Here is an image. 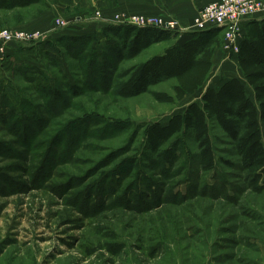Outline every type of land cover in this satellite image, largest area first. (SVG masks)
Here are the masks:
<instances>
[{
	"label": "rangeland",
	"instance_id": "obj_1",
	"mask_svg": "<svg viewBox=\"0 0 264 264\" xmlns=\"http://www.w3.org/2000/svg\"><path fill=\"white\" fill-rule=\"evenodd\" d=\"M27 1L0 2V31H38L40 43L17 46L45 51L35 64L0 66L9 101L0 110V264H264V173L244 170L218 131L209 173L188 135L161 148L175 150L170 164L146 143L150 125H166L206 89L233 78L245 85L222 34L206 35L220 45L194 94L172 105L148 93L121 98L123 73L185 43L179 32L153 26L169 39L129 60L125 26L108 15L104 29L93 25L109 0ZM174 84L150 91L172 95Z\"/></svg>",
	"mask_w": 264,
	"mask_h": 264
},
{
	"label": "trees",
	"instance_id": "obj_2",
	"mask_svg": "<svg viewBox=\"0 0 264 264\" xmlns=\"http://www.w3.org/2000/svg\"><path fill=\"white\" fill-rule=\"evenodd\" d=\"M0 2L12 7L29 4L27 0ZM123 29L124 48L129 60L153 44L168 40L170 35L155 28L125 26ZM218 33L222 34L220 30L192 33L191 39L185 43L172 44L161 54L130 67L123 73L125 81L117 95L130 98L148 93L156 102L172 105L194 94L210 74L215 49L220 45L217 38L209 39L206 35ZM237 64L245 85L233 78L218 89H206L199 103H190L182 114L171 116L166 125L154 123L147 128V148L161 162L170 164L175 158L172 147L161 148L179 135H188L198 150L201 171L213 172L216 155L212 137L218 131L231 142L244 170L250 174L264 173V18L251 23L246 37L240 41ZM165 81L175 82L172 95L150 91L151 87ZM246 88L250 89L252 97ZM48 94L51 95L52 91ZM8 106V98L0 93V110Z\"/></svg>",
	"mask_w": 264,
	"mask_h": 264
},
{
	"label": "built area",
	"instance_id": "obj_3",
	"mask_svg": "<svg viewBox=\"0 0 264 264\" xmlns=\"http://www.w3.org/2000/svg\"><path fill=\"white\" fill-rule=\"evenodd\" d=\"M114 21L123 26L135 28H155L160 30L179 31L176 20L149 18L143 15H118ZM264 18V0H217L205 5L193 19L192 32L203 33L220 30L225 47H229L234 54L238 53L239 42L243 33L248 32L252 21ZM57 28L64 27L60 20L54 22ZM38 31L27 32L13 28L0 31V46L12 44L40 43L43 40ZM240 40V41H239Z\"/></svg>",
	"mask_w": 264,
	"mask_h": 264
},
{
	"label": "crops",
	"instance_id": "obj_4",
	"mask_svg": "<svg viewBox=\"0 0 264 264\" xmlns=\"http://www.w3.org/2000/svg\"><path fill=\"white\" fill-rule=\"evenodd\" d=\"M217 0H149V5H140L138 3L142 2L141 0H109V2L101 7L103 10H99L103 19H93L97 22L93 23L97 28H105L109 23L106 16H118L117 14H126V15H145L149 16V12H157V14H163L166 17H174L179 28L178 34H180V38L184 40L183 42L190 40L192 37V27H193V19L196 17L197 13L201 8L205 5L215 2ZM117 2V6H114V3ZM104 3V2H102ZM133 5L132 7L127 6ZM113 9V10H112ZM114 11V12H112ZM159 12V13H158ZM171 19V18H170ZM110 20V19H109ZM261 20L252 21V23L259 22ZM81 34V33H79ZM82 35V34H81ZM246 37V36H245ZM243 37V38H245ZM51 39H47L46 43H53ZM181 42V43H183ZM176 43V42H175ZM180 43V44H181ZM18 44H12L9 46H0V66H14L21 64L23 66L28 64H35L39 62L40 57L43 56V49L40 48L39 45L36 47H30L24 49L21 46H17ZM55 47V46H54ZM43 52V53H42ZM37 55L39 59H34L30 61V58H33L34 55ZM238 54V53H237ZM237 54H235L237 61ZM214 59V56H213ZM213 61V60H212ZM240 71V70H239ZM241 73V72H240ZM229 80V79H228ZM224 80L220 86L226 82Z\"/></svg>",
	"mask_w": 264,
	"mask_h": 264
},
{
	"label": "bare ground",
	"instance_id": "obj_5",
	"mask_svg": "<svg viewBox=\"0 0 264 264\" xmlns=\"http://www.w3.org/2000/svg\"><path fill=\"white\" fill-rule=\"evenodd\" d=\"M248 89V88H247ZM247 93H251L250 89L247 90ZM252 97V96H251Z\"/></svg>",
	"mask_w": 264,
	"mask_h": 264
}]
</instances>
